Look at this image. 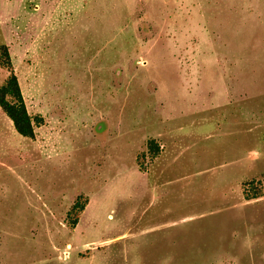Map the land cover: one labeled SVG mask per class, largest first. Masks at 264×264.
Returning <instances> with one entry per match:
<instances>
[{"label": "rangeland", "instance_id": "rangeland-1", "mask_svg": "<svg viewBox=\"0 0 264 264\" xmlns=\"http://www.w3.org/2000/svg\"><path fill=\"white\" fill-rule=\"evenodd\" d=\"M2 43L0 264H264V0H0Z\"/></svg>", "mask_w": 264, "mask_h": 264}, {"label": "trees", "instance_id": "trees-1", "mask_svg": "<svg viewBox=\"0 0 264 264\" xmlns=\"http://www.w3.org/2000/svg\"><path fill=\"white\" fill-rule=\"evenodd\" d=\"M0 66L8 72V77L0 86V108L4 114L11 120L16 132L29 139L35 138V129L33 119L26 108L19 80L14 72L11 62V56L6 44L0 45ZM38 120V119H36ZM39 121V120H38ZM149 150L154 154L159 153V147L154 141L150 142ZM85 203L82 204L79 199L74 203L69 213H76V216L71 220V226L74 228L79 221V214L84 211Z\"/></svg>", "mask_w": 264, "mask_h": 264}]
</instances>
